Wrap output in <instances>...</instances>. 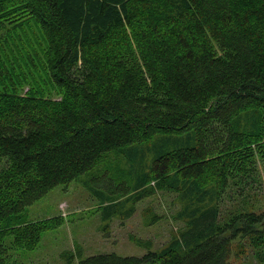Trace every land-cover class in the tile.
Masks as SVG:
<instances>
[{"label": "trees", "instance_id": "1", "mask_svg": "<svg viewBox=\"0 0 264 264\" xmlns=\"http://www.w3.org/2000/svg\"><path fill=\"white\" fill-rule=\"evenodd\" d=\"M0 165V264L93 170L104 220L166 192L182 228L78 264H264V0H0Z\"/></svg>", "mask_w": 264, "mask_h": 264}, {"label": "rangeland", "instance_id": "2", "mask_svg": "<svg viewBox=\"0 0 264 264\" xmlns=\"http://www.w3.org/2000/svg\"><path fill=\"white\" fill-rule=\"evenodd\" d=\"M98 176L93 170L56 185L25 207L21 221L55 218L57 225L41 233L33 250H18L5 264H78L87 257L106 254L141 257L146 249L135 240H149L153 249L158 250L182 228V223L173 218L178 207L176 199L166 192H157L137 203L130 218L120 219L116 215L104 220L98 208L100 193L94 191L106 192L96 185ZM147 209L159 217L150 225L147 224L151 213Z\"/></svg>", "mask_w": 264, "mask_h": 264}]
</instances>
